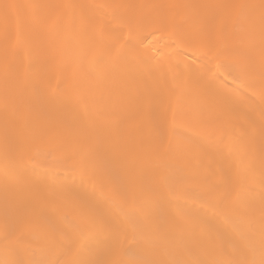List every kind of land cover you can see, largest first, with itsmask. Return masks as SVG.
I'll use <instances>...</instances> for the list:
<instances>
[{
    "label": "snow or ice",
    "instance_id": "snow-or-ice-1",
    "mask_svg": "<svg viewBox=\"0 0 264 264\" xmlns=\"http://www.w3.org/2000/svg\"><path fill=\"white\" fill-rule=\"evenodd\" d=\"M25 7L13 29L12 11ZM69 23L101 82L138 90L150 61L165 83L178 70L180 94L208 101L213 114L190 116L178 102L171 126L182 143L168 137L165 111L151 152H137L121 125L94 111V98L53 76ZM158 37L170 51H142ZM0 45V264H264V0L4 2ZM221 77L245 92L258 77V102L226 90ZM68 139L75 150L58 155L54 146ZM209 158L222 162L217 179L192 186L187 168Z\"/></svg>",
    "mask_w": 264,
    "mask_h": 264
},
{
    "label": "bare ground",
    "instance_id": "bare-ground-1",
    "mask_svg": "<svg viewBox=\"0 0 264 264\" xmlns=\"http://www.w3.org/2000/svg\"><path fill=\"white\" fill-rule=\"evenodd\" d=\"M14 3L19 5L29 4H47V3H74L85 2L89 4L100 5L109 2H132L158 4L169 3L176 5L201 4L209 2H225L239 3L250 2L258 3L259 0H0V3ZM175 11L181 16L190 15L195 19V10L184 7H179ZM31 10L28 8L14 9L11 13V26L13 29L16 26L17 19L23 24ZM125 41H130L136 44L134 37L127 33L124 37ZM160 43L152 41L145 43L142 51L147 52L151 48L152 54H158L159 51H170L166 48L167 41L158 37ZM59 45L53 53L52 74L55 79H66L74 84L78 90L86 97L94 98L96 101L94 111L103 113V118L113 124L121 125L120 131L125 138H130L132 147L140 153L149 154L153 146L157 143L160 135V118L167 112L169 120L168 137L176 140L177 143H182L179 137L172 135L171 112L179 102L185 108V111L190 116H195L200 111H206L209 116L213 114V109L208 101H204L196 95L184 96L180 94L178 86L173 85V76L178 72L174 69L167 74V83L160 71L152 66V62L146 61L141 66L142 80L138 90H133L130 93L122 92L118 85L101 82L99 79V69L94 66V54L85 52L79 42V38L73 33L70 23L65 26L59 37ZM155 45V46H153ZM2 47V45H0ZM55 82V81H54ZM255 88L253 92H245L232 81L223 80L221 84L228 91L237 90V94L241 98L252 96L258 102L261 84L259 78L254 80ZM175 89L176 94L170 95V90ZM129 96L132 98L130 99ZM142 101V107L138 106L136 101ZM149 103L152 108L149 109ZM32 121L39 129V118L33 117ZM177 130L185 131L184 126H177ZM241 128L236 129V135H240ZM229 141L225 140L224 152L228 156ZM58 155H70L75 150V144L68 139L61 144L54 146ZM42 159V158H41ZM195 164V162H193ZM220 160L209 158L204 162V167L196 171L194 167L187 168L185 179L192 185L197 186L202 184L206 179L215 181L221 166ZM215 173V174H214ZM3 214V196L0 194V216Z\"/></svg>",
    "mask_w": 264,
    "mask_h": 264
}]
</instances>
